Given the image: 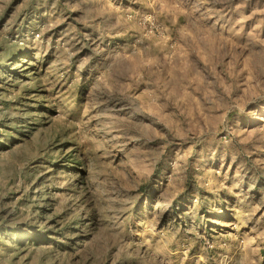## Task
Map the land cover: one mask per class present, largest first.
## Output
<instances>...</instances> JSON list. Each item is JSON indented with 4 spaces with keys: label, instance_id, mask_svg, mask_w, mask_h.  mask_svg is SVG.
<instances>
[{
    "label": "rangeland",
    "instance_id": "obj_1",
    "mask_svg": "<svg viewBox=\"0 0 264 264\" xmlns=\"http://www.w3.org/2000/svg\"><path fill=\"white\" fill-rule=\"evenodd\" d=\"M0 264H264V0H0Z\"/></svg>",
    "mask_w": 264,
    "mask_h": 264
},
{
    "label": "trees",
    "instance_id": "obj_2",
    "mask_svg": "<svg viewBox=\"0 0 264 264\" xmlns=\"http://www.w3.org/2000/svg\"><path fill=\"white\" fill-rule=\"evenodd\" d=\"M62 160V159H61ZM53 161L51 163L55 168L61 167L62 162L66 163V167L68 168L69 162L66 161ZM66 160V159H65ZM58 207L54 206L53 203H49L47 207H39L38 213L41 219L50 217V223L54 226L51 227L56 231L55 235L58 236V241H63L68 239L70 244H73L74 247H68L71 251L75 249H81V247L91 239L96 231V222L94 213H90V215H84L83 217H70L67 210L58 211ZM32 229H27L25 231L26 239L24 242H21V245H24L25 242H30L32 237H30L29 232L31 233ZM48 231V230H47ZM49 232V231H48ZM38 233V232H36ZM35 234V233H34Z\"/></svg>",
    "mask_w": 264,
    "mask_h": 264
}]
</instances>
